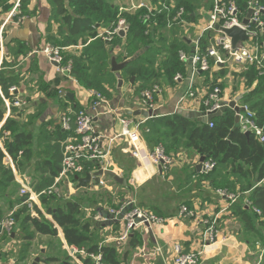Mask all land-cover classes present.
<instances>
[{
	"label": "crops",
	"instance_id": "crops-1",
	"mask_svg": "<svg viewBox=\"0 0 264 264\" xmlns=\"http://www.w3.org/2000/svg\"><path fill=\"white\" fill-rule=\"evenodd\" d=\"M15 1H0V74L2 77L16 78L18 95L27 102L28 109L21 111L22 116L17 121L15 111L8 104L12 100L5 97L0 89V109L3 112L0 128L6 120L13 118L19 122L23 130L33 133L35 138L39 137L41 133L46 134L47 137L57 125H60L59 119L64 109L70 111V109L78 108L93 116L95 131L103 135V147H106L109 141L121 132L117 116L130 119L140 118L130 116L128 112L137 110L141 84L138 82L131 84L130 80H127L122 74L123 84L121 88H118L117 80L111 73L109 65V78L104 81H106L110 95V99H107L108 104L116 112V115L105 113L104 108H101L102 110L99 111L101 114L96 116L89 109L90 98L87 91L75 83L69 75L58 73L55 66L40 53L43 48L47 45L53 46L54 40L60 38L58 36L59 22L53 16L48 0H27L24 3L21 0L20 8L26 18L19 25L12 24L9 19ZM107 1L118 11L120 8L130 10L139 4L151 6L153 2V0ZM210 8L211 3L204 6V11L208 12ZM188 20L190 23L198 22V18L193 15H190ZM103 28V26H98L96 32L101 33ZM118 37L119 40L111 52L112 56L117 59V63H122L121 56L124 57L126 52V34L118 35ZM171 37L168 35L169 39ZM83 39L87 40V44L92 40L88 34H82L80 38H77L75 45L63 49V53L66 55L80 54L82 48L86 46L83 44ZM173 39H179L181 43L179 44L182 45L181 50L188 52L192 49L195 29L189 27L185 30L177 27ZM224 71L221 73L225 76L227 72L224 73ZM240 74H234L232 83L224 78L221 88L227 90V87L232 86L236 91L247 90L243 86L241 77L239 78ZM112 78L116 80V86L112 82ZM159 83V92L153 96L159 116H171L176 109H181L180 112L201 109L208 88L202 79L196 80L195 88L203 90V93L195 95L193 98H185L181 103L180 99L188 87V75L182 76L179 81H170L163 77ZM59 91L65 92L68 98V103H65V106L58 103ZM53 137H47L45 142L54 144ZM6 138L9 139L10 134ZM70 138L71 136L66 141ZM0 144L2 145V143ZM140 147L143 154L136 158L133 155V147L127 140L116 138L111 142V171L123 178L126 185H118L107 179V188L93 189L90 184L80 187L89 191L112 187L118 190L123 189L128 195H131L123 197L124 200H134L139 207L151 211L164 222L153 228L152 236H149L143 229H139L133 232L128 239L121 240V225L106 223L104 221L106 210L98 212L92 222L93 228L90 232L92 234L97 231L102 236L101 240L98 239L99 241L95 238L97 245L114 248L121 264H173L174 245L179 244L185 251L201 250L205 225L208 222H215L220 241L205 248L199 264L262 263L264 244L261 246L258 239H254L253 234L246 231L244 224L230 209L231 204L238 197H234L232 200L223 197L205 179L193 175L191 168L196 166L198 155L189 156L187 153H180L174 160H171L172 163L168 169L159 172L157 166L149 164L144 158V155H150L155 147H150V149L145 141ZM3 165L6 169L10 168L15 185L13 190L8 189L3 196H0V213L7 214L14 210L19 217V223H16L12 234L4 237L0 242V264H32L35 258L41 259L40 264H67L66 260L70 264H82L78 258L85 257L84 248L80 251L75 249L72 254L71 250L73 249L68 248L62 231L58 228L56 238L36 235L31 242L25 240V233L19 227L24 217L20 213L21 206L24 205L18 202L21 198V186L16 178H24L31 190L36 179L33 177L30 166L19 172L9 157L3 159ZM156 182L162 186L161 190L155 188ZM62 183L66 184L67 189H71L70 191H73L71 184L76 185L66 180ZM156 193L157 196H155ZM33 205H36L45 218L51 221L50 217L43 212L38 198L32 202ZM184 205L193 212V216L179 217L180 209ZM255 229L256 233L261 234L264 242V232L257 226ZM228 239H233L235 245L226 244ZM133 241L139 243L132 244ZM27 244L30 247L25 251L23 248ZM49 257H54L55 261H47Z\"/></svg>",
	"mask_w": 264,
	"mask_h": 264
},
{
	"label": "trees",
	"instance_id": "trees-1",
	"mask_svg": "<svg viewBox=\"0 0 264 264\" xmlns=\"http://www.w3.org/2000/svg\"><path fill=\"white\" fill-rule=\"evenodd\" d=\"M189 1L191 2L175 0V5L183 8L187 18H190L196 10H204V6L195 7L192 4L195 0ZM232 1L239 9L246 8L245 0ZM48 2L53 16L59 22L60 38L54 40L53 46L61 49L74 46L77 38L85 33L92 39L89 44L87 40H82L86 46L82 48L80 54L63 53L65 62H71L69 76L81 88L95 91L105 99H110L104 80L109 78L110 61L115 58L111 51L115 48L119 37L114 35L111 42H105L96 38L98 34L96 30L98 26H103L102 31H113L119 20H123L128 28L126 52L124 58L121 56L123 58L121 60L130 62L122 74L127 80L134 79V83L141 84L140 95L143 90L160 86L159 81L163 77L172 81L177 74L183 77L188 75L186 65L178 59L182 45L179 39H173L176 27L166 29L165 21L159 18L156 22L154 18L147 22L145 19L148 14L147 9L120 13L107 0H48ZM262 2L264 4V0ZM155 23L156 26L153 25ZM168 35L172 37L169 39ZM239 78L248 90L243 103L254 114L257 124L264 126V76H259L254 68H248L241 72ZM111 80L116 83L114 78ZM17 83L16 78L2 77L0 74V89L5 97L11 98L8 90L16 87ZM58 103L65 106L68 98L65 103L62 101ZM12 109L15 111V118L19 121L22 116L21 110ZM78 111V108L70 109V112L64 109L61 115L74 118ZM2 119L3 112L0 109V123ZM17 121L13 118L8 119L0 128L1 136L6 132L10 134L9 139H4L3 148L17 171L22 172L24 168L30 166L36 179L32 191L41 194L54 186L61 169L64 142L69 136L75 138V134L72 131H63L61 126L57 125L47 136L48 138L54 136V144L51 145L45 142L46 134L41 133L35 138L33 133L23 130ZM211 124L212 127H209L197 122L188 113L177 111L171 116L146 120L141 127V136L146 144H151L153 147L161 145L166 156L171 160L180 153H187L189 156L200 153L207 157L206 161L214 163V169L208 174L197 173L195 166H192L193 175L205 179L214 190L227 193L225 195L228 197H238L231 204L230 209L244 224L246 231L253 234L254 239H258V243L261 238L262 246L263 238L260 233H256L255 226L264 232V142H260L253 134L245 135L241 132L235 126L234 113L230 110L212 120ZM5 153L0 148V196H3L8 189L13 190L15 185L10 168L6 169L3 165ZM91 168L86 165L85 172L92 170ZM79 186L85 185L80 183ZM20 197L18 202L23 203L28 195ZM38 200L43 212L51 221L45 218L36 205L21 206L20 213L24 217L18 225L25 233L27 242H31L36 235L56 238L58 228L62 231L69 249L80 251L84 248L87 255L101 254L104 264H121L114 248L96 244L94 236L90 233L93 225L90 221L83 222V213L78 202L66 200L60 203L53 194L40 195ZM14 219L19 223L16 212ZM136 243L139 242H132V244ZM29 247L30 245L27 244L23 249L27 251ZM78 259L82 264H91V260L87 257ZM51 260L55 261L54 257L47 258V261ZM66 262L70 264L68 260ZM261 264H264V258Z\"/></svg>",
	"mask_w": 264,
	"mask_h": 264
},
{
	"label": "built area",
	"instance_id": "built-area-1",
	"mask_svg": "<svg viewBox=\"0 0 264 264\" xmlns=\"http://www.w3.org/2000/svg\"><path fill=\"white\" fill-rule=\"evenodd\" d=\"M20 1L21 0L15 1L13 11L9 18L14 25L21 24L26 18L21 11ZM245 1L246 8L241 10L232 0H211V8L208 12L196 10L191 14L198 18V22L192 23L189 22L183 8H178L175 5V0H153L151 6L139 4L130 10L120 8L119 12L125 13L124 11H126L130 13L131 11L134 12L139 9H147L148 14L145 16L147 22L150 21L151 18H154L156 22V19L159 18L165 21L166 29L179 27L187 30L189 27L194 28L195 39L192 42V49L188 52L180 51L178 53L179 61L184 63L187 67L189 82L186 92L180 99V103L183 102L185 98H193L195 95L203 93V90L195 88L196 80L202 79L206 82L205 84H207L206 86L208 87L205 100L201 104V109L190 112H199L206 115L209 112L220 110L230 102H234L236 107L244 109L243 112L238 114V128L240 131L253 134L260 142H264V126L257 124L254 114L249 110V107L243 103V98L248 93V90L236 91L232 86L227 87V90L218 87L211 88L213 84L211 74L219 73L223 70L229 71L224 78L228 79L230 83L234 80L235 73H241L248 68H254L259 76H264V4L262 0ZM250 11L251 14L247 17ZM244 20H248V23L244 24ZM153 25L156 26V23ZM217 27L226 30L238 28L245 33L247 41L238 42L235 47H232L231 40L217 29ZM127 29L125 22L119 20L113 31H102L97 34L96 38L102 39L105 42H111L114 35H119L120 32H123L125 35ZM40 53L55 66L58 73L66 76L69 75L72 68L71 62H65L63 49L47 45ZM181 79L182 76L177 74L173 81H179ZM73 81L76 83L75 80ZM86 91L90 98L89 109L96 114V116L101 114V112H99L102 110L101 108H104L105 113L116 115V112L110 108L107 99L102 95L95 91ZM158 92V86L143 90L137 103V109L155 112L156 105L153 96ZM18 93V88H9L8 94L12 100L8 103L9 106L21 111L28 109L27 102L23 97H20ZM58 96V102H66L67 96L65 92L59 91ZM177 111H181V109H176L175 112ZM184 112L190 113L187 111ZM157 117L160 116L158 115ZM117 118L121 126V132L115 135L114 139L120 138L127 140L133 147L134 157H140L141 154H143L142 148L140 147L143 144L141 127L145 124L147 119L143 117L130 119L122 116H117ZM59 124L63 131H72L75 134V138H70L64 142L60 173L55 179L54 186L41 194L34 193L24 178H16L21 186L20 196L28 195L22 205L32 207V202H34L36 198L43 194L50 195L55 193L58 185L64 180L79 185L74 177L84 178L87 173L93 174L99 168L102 170H111V142L114 139H111L109 144L103 147L104 137L95 131L93 116L85 110H79L74 115V118L69 115H61ZM209 127H212L211 123ZM8 135V132H6L4 136L0 135V143H2V145L0 144V148L4 153L3 141ZM5 155V158L8 157L6 153ZM144 158L151 165H161L163 170L168 169L171 165V159L166 156L164 148L161 145L155 146L153 152L148 156L144 155ZM86 165H88L89 168L92 167V170L85 172ZM213 169L214 163L205 161L202 164L200 173L208 174ZM107 185V178L104 177L92 179L90 182V186L93 189L107 188ZM221 195L228 199H232L223 193H221ZM14 213L15 211L13 210L7 214L0 215V242L4 237L10 236L16 228ZM255 213L258 214L257 211H255ZM105 214L109 216L108 219L104 218L105 222L121 225V240L128 239L133 232L139 229H143L147 233L148 229L153 231L154 227L164 222L163 219L151 211L139 207L137 203L131 199L122 201L118 204L117 208L106 210ZM183 216L186 218L191 217L193 216V212L189 211L186 207H181L179 217ZM202 238L203 245L201 250L198 251H185L179 244H175L173 247V264H199L205 248L220 241L215 222H208L205 225ZM71 251L73 254L75 249ZM85 257L91 260V264H104L101 254H85Z\"/></svg>",
	"mask_w": 264,
	"mask_h": 264
},
{
	"label": "water",
	"instance_id": "water-1",
	"mask_svg": "<svg viewBox=\"0 0 264 264\" xmlns=\"http://www.w3.org/2000/svg\"><path fill=\"white\" fill-rule=\"evenodd\" d=\"M250 14H251V11L248 13L247 17H249ZM247 23H248V20H244V24H247ZM217 29H219L222 33H224L231 40L232 47H235V45L238 42L247 41V37H246L245 33L238 28H232V29L226 30V29H221V28L217 27ZM119 35L123 36L124 33L120 32ZM129 63H130L129 61L117 63V60L115 58H112L110 61V71H111V73L114 74V76L117 80V87L118 88L122 87V84H123L122 73L127 68ZM133 82H134V79H131L130 83L132 84ZM229 110L232 111L233 113H235V116H234L235 126L238 127V122H239L238 114L240 112H243L244 109H242V108L240 109V108L236 107L234 102H230V103H228L227 106H223L220 110L215 111V112H209L206 115L199 113V112H190L189 116L193 119H196L198 122H201L205 125H209L212 122V120L219 118L223 113H225L226 111H229ZM128 115L134 116V117H143V118L148 120V119L156 118L158 116V113L156 111L153 112V111H146V110L137 109L133 112H128ZM245 135H249V133H245ZM198 156H199L198 162L195 166L197 173L200 172V170L202 169V164L207 159V157L200 155V153H198ZM157 168H158L159 172H162V166L161 165L157 166ZM101 177L110 179L118 185H126V181L123 178H121L120 176H118L114 171L102 170L100 168L96 172H94L93 174L87 173L84 176V178H79L76 176V177H74V179L79 184L82 183V184L88 185V184H90L92 179H98ZM104 218L108 219L109 216H105ZM106 223H111V222H106ZM148 234H149V236H152L153 232L151 229H148ZM226 244L235 245V242L233 239H228ZM40 263H41V259L35 258L32 264H40Z\"/></svg>",
	"mask_w": 264,
	"mask_h": 264
},
{
	"label": "rangeland",
	"instance_id": "rangeland-1",
	"mask_svg": "<svg viewBox=\"0 0 264 264\" xmlns=\"http://www.w3.org/2000/svg\"><path fill=\"white\" fill-rule=\"evenodd\" d=\"M187 2H191V1L187 0ZM192 4L195 7L196 6H198V7L199 6H208L210 4V0H195V1H192ZM123 58H121V59H123ZM225 72H229V71L225 70L224 73ZM226 75H227V73L225 74V76ZM225 76L221 72L211 74V77L213 78V84H212L211 88L212 87H218V88L222 89L221 85L224 84L223 79ZM147 145L149 148L153 147L151 144H147ZM149 145H151V146H149ZM171 163H172V161H171ZM162 171H163V169H162ZM221 174H222V172H221ZM71 185L73 187L72 188L73 191H70L71 189L68 190L67 189L68 186H66V184L64 185L61 182L57 187V191L55 193H53V195L55 196L56 200H58L60 203L66 201V200L78 202L81 206V210L83 213V218H82L83 222L90 221L92 223L93 220L95 219L96 213L103 212L104 210H108V209H112V208L113 209L117 208L118 204L121 203L122 201H124L123 197L126 198L127 196H131V195H128L127 192L124 191L123 189L118 190V189H114V187L109 188V189H104V190L100 189L99 191H89V190H86V189L78 186L77 184L76 185L71 184ZM155 188L157 190L158 189L161 190L162 186L160 185V183L156 182ZM112 191H113V193H111ZM225 194H227V193H225ZM155 196H157V193L155 194ZM122 198H123V200H122ZM109 201H110V203H109ZM184 207H185V205H184ZM92 236H94V238H96L97 241H99L98 239H100V240L102 239V236H100L97 231H94L92 233ZM261 243H262V240L260 238V244Z\"/></svg>",
	"mask_w": 264,
	"mask_h": 264
}]
</instances>
